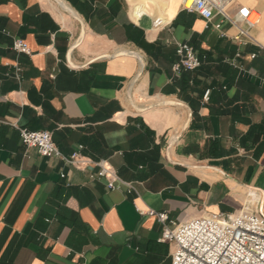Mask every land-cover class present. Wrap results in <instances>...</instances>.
<instances>
[{
  "label": "crops",
  "instance_id": "crops-1",
  "mask_svg": "<svg viewBox=\"0 0 264 264\" xmlns=\"http://www.w3.org/2000/svg\"><path fill=\"white\" fill-rule=\"evenodd\" d=\"M63 1L81 22L54 0H0V264H169L160 223L134 203L181 221L235 211L250 190L264 213V0H237L260 15L237 25L244 44L236 25L204 26L180 0ZM177 41L200 64L174 76ZM18 127L106 159L131 191L40 155Z\"/></svg>",
  "mask_w": 264,
  "mask_h": 264
},
{
  "label": "built area",
  "instance_id": "built-area-1",
  "mask_svg": "<svg viewBox=\"0 0 264 264\" xmlns=\"http://www.w3.org/2000/svg\"><path fill=\"white\" fill-rule=\"evenodd\" d=\"M179 3L182 10L196 14L204 26L215 15L220 16L221 21L236 26L243 23L251 27L259 20L258 11L236 0H180ZM253 12L256 16L251 17ZM220 20L213 24L214 28L219 27ZM162 24L163 18L159 16L152 20L153 27ZM240 36L243 38L241 44L249 38L246 30L237 26L234 38ZM11 47L18 52L31 53L27 42L20 37L12 38ZM174 53L175 59L170 64L174 76L184 70H193L200 64L195 50L185 41L175 42ZM207 95L208 89H205L202 99L206 100ZM18 130L21 143L35 148L40 155L56 156L81 170L94 167V171L88 172L91 180L104 179L109 189L131 191V182L122 180L106 159L92 160L81 154L80 146L68 155L63 154L49 130L26 127H18ZM64 175L60 173L61 177ZM134 206L139 213L152 215L160 223L157 240L172 244L169 264H264V213L246 201L235 211H209L181 221L170 217L164 209L141 207L138 203Z\"/></svg>",
  "mask_w": 264,
  "mask_h": 264
},
{
  "label": "water",
  "instance_id": "water-1",
  "mask_svg": "<svg viewBox=\"0 0 264 264\" xmlns=\"http://www.w3.org/2000/svg\"><path fill=\"white\" fill-rule=\"evenodd\" d=\"M75 19L79 20L80 19L78 18V16L75 17ZM81 22V21H80ZM83 33V28H81V34ZM74 46V45H73ZM130 52L132 50H129ZM116 54H123L122 52H117ZM136 58L139 59V62H140V68L137 72V74L135 75V77L132 79V81L130 82L131 84L133 83V81H135V79L138 77V75L140 74L142 68H143V61L140 57V55H136L135 56ZM130 84V85H131ZM130 85L128 86V91H129V88H130ZM154 104H172V105H179V106H183L180 102H177V101H171V100H163V101H158V102H155ZM187 115L189 116V110L187 109ZM178 134H175L174 136L171 137V141H173L176 137H177ZM258 209L260 210V202H259V207ZM261 211V210H260Z\"/></svg>",
  "mask_w": 264,
  "mask_h": 264
},
{
  "label": "bare ground",
  "instance_id": "bare-ground-1",
  "mask_svg": "<svg viewBox=\"0 0 264 264\" xmlns=\"http://www.w3.org/2000/svg\"><path fill=\"white\" fill-rule=\"evenodd\" d=\"M54 2H55V4H56V6H57V8H58V10H59V12H61V14H69V15H71V16H73V17H76L77 16V14L70 8V6L67 4V3H65L63 0H54ZM253 14H256V13H252L251 14V17H253L252 15ZM260 16V15H259ZM81 38H78V39H76V41L73 43L74 45L75 44H77L78 42H79V40H80ZM129 53V52H128ZM134 53V52H133ZM133 55V54H132ZM134 56V55H133ZM258 199H259V197H258Z\"/></svg>",
  "mask_w": 264,
  "mask_h": 264
},
{
  "label": "rangeland",
  "instance_id": "rangeland-1",
  "mask_svg": "<svg viewBox=\"0 0 264 264\" xmlns=\"http://www.w3.org/2000/svg\"><path fill=\"white\" fill-rule=\"evenodd\" d=\"M237 1V0H236ZM239 1H242V0H239ZM252 16H256V14H253ZM249 192H251L253 195L250 197V195L248 196V198H247V200H244V201H246V202H248V203H250L252 206H257V203H258V197H259V195L256 193V192H254V191H250V190H248V193ZM243 201V202H244ZM242 202V203H243ZM241 203V204H242Z\"/></svg>",
  "mask_w": 264,
  "mask_h": 264
}]
</instances>
